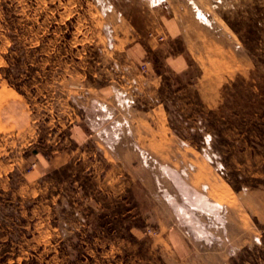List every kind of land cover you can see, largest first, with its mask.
Wrapping results in <instances>:
<instances>
[{
  "label": "rangeland",
  "instance_id": "374dc122",
  "mask_svg": "<svg viewBox=\"0 0 264 264\" xmlns=\"http://www.w3.org/2000/svg\"><path fill=\"white\" fill-rule=\"evenodd\" d=\"M237 189L264 191V0H0V264H228L168 228L233 243ZM262 229L233 264H264Z\"/></svg>",
  "mask_w": 264,
  "mask_h": 264
},
{
  "label": "crops",
  "instance_id": "0c3cea01",
  "mask_svg": "<svg viewBox=\"0 0 264 264\" xmlns=\"http://www.w3.org/2000/svg\"><path fill=\"white\" fill-rule=\"evenodd\" d=\"M162 47L161 44L158 45V48ZM186 55L181 53V55H171L168 57V67L169 69L176 73V72H182V70L185 69L183 65H187V60H186ZM151 72H155L154 68H152ZM159 76V75H158ZM157 77L150 78L148 81L153 82L156 81V84L159 86V79ZM160 104H156L151 111L143 112V111H136L134 114H139V118L143 119L144 117H148L149 115L154 119H157L154 121V124L149 128L152 130V132L158 134L160 131V126L158 123V119L160 118V115L158 114L160 112ZM165 112L166 110L163 109ZM134 128V126H132ZM88 128V127H87ZM167 132H166V139H170V141H167L168 145L166 146L167 148H174V141L171 140V131L169 127L167 126ZM84 128L79 127L77 129V135H80V132L84 133ZM86 129V128H85ZM149 132V131H148ZM143 131L140 129V136H143ZM135 140L134 142L128 143V142H123L121 141V137L118 136V138L111 140V141H106L103 140L102 142H98L100 147L102 149H110V150H131V149H148L150 146L149 142L146 141H139L137 137V130L133 131ZM170 135V136H169ZM94 136V134H93ZM153 139V138H152ZM170 142V143H169ZM155 148H159L160 146L162 147L164 142H160L159 139H155ZM167 179L175 182V181H182L184 182V185L182 186V190L179 191V195H181V199L183 204H190V198L194 195L198 196V204L201 205L202 202H205L208 197H206L205 189L206 186L203 184H193L192 179L190 176L184 173H180L178 176L180 177L178 180L172 178V174L168 173ZM203 178V177H200ZM186 183V184H185ZM192 189L193 195H189L188 191ZM175 190V189H174ZM233 192V197L236 199V206H237V211L233 213V220H234V230H237L239 234H236V240L234 239L233 243L231 244H226L221 240H216L218 243L212 244V240L204 235H202L203 231L202 229L194 230L192 228H188L186 226H179L173 224V226H170L168 228L169 230V241L170 245L174 247V249L177 252H180L181 254L187 253L189 255H193L196 252H199L201 247L204 248L206 246H218L214 252L215 254H218L222 257V261L228 263V264H233L234 262H246L248 259L241 257V254H243V251L248 252L249 248L254 245L255 243V237L254 233H248L244 230H254L255 225L262 224L264 230V191L262 192H256L253 189H243V190H232ZM168 201L174 198V194H170L168 196ZM218 197L216 196V199ZM218 206L223 209L224 205H220L219 203ZM174 216V215H173ZM175 217V216H174ZM244 220H248L247 225L245 226ZM246 234V235H245ZM195 236L200 237V239H197ZM238 236V237H237ZM184 240H182V238ZM226 244V245H225ZM200 247V248H199ZM253 257H251L252 259ZM262 264V263H261Z\"/></svg>",
  "mask_w": 264,
  "mask_h": 264
}]
</instances>
